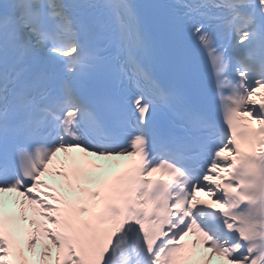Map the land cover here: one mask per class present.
Returning <instances> with one entry per match:
<instances>
[{
  "label": "snow or ice",
  "instance_id": "6c2138e0",
  "mask_svg": "<svg viewBox=\"0 0 264 264\" xmlns=\"http://www.w3.org/2000/svg\"><path fill=\"white\" fill-rule=\"evenodd\" d=\"M214 257L264 264V0H0V264Z\"/></svg>",
  "mask_w": 264,
  "mask_h": 264
},
{
  "label": "bare ground",
  "instance_id": "6f19581e",
  "mask_svg": "<svg viewBox=\"0 0 264 264\" xmlns=\"http://www.w3.org/2000/svg\"><path fill=\"white\" fill-rule=\"evenodd\" d=\"M106 161H107V165H109V164L111 165V164L113 163L114 160H111L110 162H109V160H106ZM46 180H51V177L48 178V179H46Z\"/></svg>",
  "mask_w": 264,
  "mask_h": 264
}]
</instances>
